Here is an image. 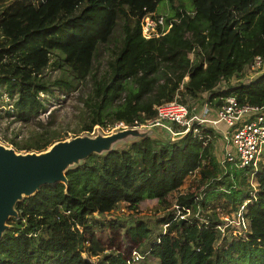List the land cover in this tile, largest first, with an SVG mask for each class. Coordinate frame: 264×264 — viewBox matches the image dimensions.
Masks as SVG:
<instances>
[{
	"label": "trees",
	"instance_id": "obj_1",
	"mask_svg": "<svg viewBox=\"0 0 264 264\" xmlns=\"http://www.w3.org/2000/svg\"><path fill=\"white\" fill-rule=\"evenodd\" d=\"M162 1L89 0L78 13L59 14L21 40L15 37L1 44V52L15 50L21 61L35 52L30 42L41 47L44 39L48 47L66 51L61 56L64 65L91 46L95 55L121 23L120 46L102 75L92 71V63L78 71L73 67V72L62 68L52 79L42 73L21 79L12 70L0 72V95L12 99L4 115L37 124L25 139L6 140L18 150H41L62 139L66 134L61 135L51 111L45 122L37 117L47 110L49 98L58 100L77 91L88 76L91 88L81 96L87 122L73 133L91 132L95 125L113 128L116 122L138 125L155 115L158 104L185 103V95L198 100L197 111L203 104L200 95L207 94V118L214 117L231 95L241 103L264 105V71L247 83L218 88L245 70L262 68L254 58L260 56L264 62V0H168L166 15L157 11ZM25 7L24 0H0V31ZM147 15L162 16L158 31L165 33L145 38L141 21ZM217 137L210 126L197 125L175 141L146 137L104 155H90L67 170V191L62 183L43 186L17 203L20 221L9 220L12 227L0 240V264H132L131 253L119 244L121 236L146 242L147 250L137 252L159 264H264V167L261 161L255 167L221 164L213 151ZM193 173H198L202 194H179V208L155 219L160 227L168 225L165 231L152 236L144 219L104 216L121 202L133 212L143 200L161 202ZM238 183L241 189H236ZM229 204L234 212L243 206L246 235L234 233L213 208ZM106 229L111 232L108 245L97 235Z\"/></svg>",
	"mask_w": 264,
	"mask_h": 264
},
{
	"label": "rangeland",
	"instance_id": "obj_2",
	"mask_svg": "<svg viewBox=\"0 0 264 264\" xmlns=\"http://www.w3.org/2000/svg\"><path fill=\"white\" fill-rule=\"evenodd\" d=\"M26 3V7L23 8L15 18L7 20L6 24L1 26L0 31V45L3 44L7 39L13 40L15 37H19L21 40L23 35L28 31H33L34 27H43L48 23L51 19H56L57 15L62 14L66 16L73 15L78 13L79 10L85 3L89 0H24ZM187 3L188 0H182ZM176 3V0H174ZM157 11L158 14L166 15L170 11V3L168 0H164L159 3ZM146 16L142 19L145 22L148 19H145ZM53 21V20H52ZM144 28V25H143ZM143 30V29H142ZM121 39V23L118 21L114 31L113 37L110 38V41L106 44H99L97 48V52L95 55L93 54V46L89 49L80 51L76 53L78 55L70 56L71 60L63 65L61 61V56L66 53V51L59 49L58 47L50 48L48 47L47 40H42L41 47L37 46L35 43H31L30 45L35 48V52L31 53L28 57H23V60L19 61V55L14 50L12 53L5 54L0 51V72L14 71V73L21 79H28L32 77V75L36 73L46 74L49 78H54L61 74L62 68L65 71H72L74 67L76 71H78L80 66L85 67L87 64L92 63V71L97 74V76L102 75L104 71L108 67V63L110 61L111 55L117 51L120 46ZM57 48V49H56ZM94 56V58H93ZM189 57L194 60L195 53L190 52ZM74 60L76 62H74ZM57 61V65L54 66V62ZM53 63V64H52ZM59 63H62V66H58ZM264 62L262 61L260 66L262 67L259 70H245L243 75L240 78H235L231 82L221 83L218 88L226 87L227 84L236 85L240 82H249L254 80L260 73L264 71ZM188 77L185 78V81ZM92 85V81L88 76L87 79L79 84V88L77 91H74L68 96H61L60 99L54 100L49 98V104H47V110L45 112H41L37 119H40L42 122H45L48 117V113L51 111L52 120H54V124L60 130L61 135L66 134L62 138H69L74 135L84 134L86 131H81L78 133H73L72 130L77 129L83 122H87V118L85 117V109L84 105L81 101V96L85 93H88ZM2 90V87H0ZM183 91V89L181 90ZM184 93V92H182ZM44 94H41V97ZM181 95V94H180ZM200 97L203 99L204 105L207 101V94H202ZM184 99L186 100L189 106L195 105L197 101L185 95ZM12 99L7 98L6 94L0 95V142L7 146H12L6 139H14L16 141H21L25 139L28 135L31 134L33 129L37 127L35 122H30L27 124H23L21 122L15 121L12 116L8 117L4 115L3 109H9L11 107ZM207 104V103H206ZM208 107V105H207ZM117 125L123 126V122H116L114 127ZM114 127L109 128H101L99 125H95L90 132V134L102 133L107 134L114 129ZM218 127L221 129L225 128L223 123L218 124ZM214 146V154L219 159H222V142L220 144L218 137L212 142ZM262 166L264 167V156L260 160ZM198 173H193L185 177L180 187L169 193L166 198L158 202L155 199H147L141 201L137 206V211L133 212L127 208V204L124 202L119 203L115 208L108 210V212L104 215L107 218H119L123 220L132 219V218H141L148 221L149 227L151 229L152 236H154L159 231H165L168 225H164L160 227V225L155 223V219L167 213L168 211H172L174 205L177 201V197L179 194H189L196 193L198 196H201L202 191L204 189L203 186H199L197 183ZM240 180V179H239ZM252 185H255V179L250 177L248 179ZM236 189L242 188L239 183L236 185ZM217 201V200H216ZM214 204L223 203L224 200H218L217 202L213 201ZM219 213V219L221 221H226L229 226L234 228V233H237L241 236L247 234L248 224L245 222L243 227V222L240 219V215L238 213H243V207L241 206L238 211H232L231 205L229 204L226 208H221L220 206L213 207ZM97 213V211H96ZM246 229V231L244 230ZM98 237L101 238L104 245L109 244V238L111 236L110 230L106 229L104 232H97ZM121 236L119 240V244L123 252L126 254L132 255V252L138 251L142 252L147 250V243L140 242H132L129 239ZM118 243V240L116 241ZM143 256V255H141ZM130 259V258H129ZM132 264H159L157 259H153L148 255H145L143 258H139L132 262Z\"/></svg>",
	"mask_w": 264,
	"mask_h": 264
},
{
	"label": "water",
	"instance_id": "obj_3",
	"mask_svg": "<svg viewBox=\"0 0 264 264\" xmlns=\"http://www.w3.org/2000/svg\"><path fill=\"white\" fill-rule=\"evenodd\" d=\"M175 141L160 126H119L107 134L84 132L53 141L41 150H18L0 142V240L20 221L16 205L34 196L43 186L62 183L67 191V170L80 165L92 154L104 155L142 138Z\"/></svg>",
	"mask_w": 264,
	"mask_h": 264
},
{
	"label": "built area",
	"instance_id": "obj_4",
	"mask_svg": "<svg viewBox=\"0 0 264 264\" xmlns=\"http://www.w3.org/2000/svg\"><path fill=\"white\" fill-rule=\"evenodd\" d=\"M145 19H148L145 24L141 21L142 33L145 38L157 37L165 33V31H158V26L163 25L162 16H158L155 19L147 15ZM261 62L262 59L260 56L254 58V64L256 66H260ZM155 110L156 113L152 118L138 125L160 126L171 137L183 135L197 125H208L218 133L222 141L224 151L222 159L220 160L221 164L225 161H230L236 163L238 167H246L249 165L255 167L263 157L264 105L241 103L235 96L231 95L224 99V103L216 110L212 118L206 117L208 111L206 103L196 111L195 105L189 106L176 100L163 101L155 107ZM220 123L225 125L224 129L218 127ZM119 126L117 125L116 127ZM123 126L128 125L124 124ZM174 126H177L178 129H175ZM194 131L197 132V129ZM174 208L179 207L175 204ZM238 214L244 227L246 220L244 219L243 213ZM220 229L223 230V228ZM244 230L246 231L245 228ZM142 257L134 250L130 257V262Z\"/></svg>",
	"mask_w": 264,
	"mask_h": 264
},
{
	"label": "crops",
	"instance_id": "obj_5",
	"mask_svg": "<svg viewBox=\"0 0 264 264\" xmlns=\"http://www.w3.org/2000/svg\"><path fill=\"white\" fill-rule=\"evenodd\" d=\"M220 129H221V128H220ZM218 139H219V142H220V144H221L222 141L220 140V138H218ZM222 147H223V145H222ZM222 147H221V148H222ZM222 149H223V148H222Z\"/></svg>",
	"mask_w": 264,
	"mask_h": 264
}]
</instances>
